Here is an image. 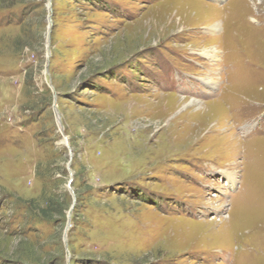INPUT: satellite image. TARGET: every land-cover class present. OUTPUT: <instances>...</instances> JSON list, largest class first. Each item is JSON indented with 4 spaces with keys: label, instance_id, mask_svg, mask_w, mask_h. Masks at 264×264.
<instances>
[{
    "label": "rangeland",
    "instance_id": "1",
    "mask_svg": "<svg viewBox=\"0 0 264 264\" xmlns=\"http://www.w3.org/2000/svg\"><path fill=\"white\" fill-rule=\"evenodd\" d=\"M0 264H264V0H0Z\"/></svg>",
    "mask_w": 264,
    "mask_h": 264
},
{
    "label": "water",
    "instance_id": "2",
    "mask_svg": "<svg viewBox=\"0 0 264 264\" xmlns=\"http://www.w3.org/2000/svg\"><path fill=\"white\" fill-rule=\"evenodd\" d=\"M54 110H55V116H56V120L57 122L59 123V129L62 133V138H63V143H65V145L67 146V150L69 152V161H68V164H67V168H68V171H69V176H70V179L68 181V189L72 192L71 190V184L73 182V173L71 171V164H72V153H71V149L68 147V141H67V138L65 137V135L63 134V127L62 125L60 124V115L57 111V109L54 107ZM73 207V206H72Z\"/></svg>",
    "mask_w": 264,
    "mask_h": 264
},
{
    "label": "bare ground",
    "instance_id": "3",
    "mask_svg": "<svg viewBox=\"0 0 264 264\" xmlns=\"http://www.w3.org/2000/svg\"><path fill=\"white\" fill-rule=\"evenodd\" d=\"M207 53H209V55H207V57H211L212 58V56H214V52L212 51L211 53L209 52V51H205L204 52V54H207ZM209 81V84L208 85H213V82L211 81V80H208ZM216 82V81H215ZM192 103H195V101H192ZM231 175H229V174H227L226 175V177H225V180L226 181H228V183H229V177H230ZM231 178H232V176H231ZM231 182V181H230Z\"/></svg>",
    "mask_w": 264,
    "mask_h": 264
}]
</instances>
